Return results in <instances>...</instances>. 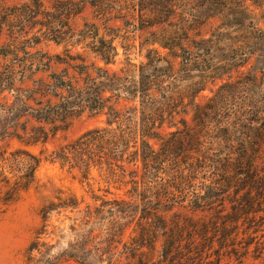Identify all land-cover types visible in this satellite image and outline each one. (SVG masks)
<instances>
[{
    "label": "trees",
    "instance_id": "trees-1",
    "mask_svg": "<svg viewBox=\"0 0 264 264\" xmlns=\"http://www.w3.org/2000/svg\"><path fill=\"white\" fill-rule=\"evenodd\" d=\"M206 1L222 17L209 36L200 33L205 20L189 13L193 0H30L7 16L22 19V32L38 26L36 42L22 39L30 47L74 38L95 60L66 49L54 71L59 55L0 54V90L12 95L0 97V140L44 144L80 114L103 115L102 125L47 157L83 180L96 169L108 185L135 184L128 199L99 205L80 208L74 195L44 202L26 264H264V30L246 0ZM85 3L103 34L96 22L73 29ZM111 20L148 30L144 60L132 61L134 38ZM19 38L12 32L9 47ZM31 72L47 74L23 85ZM40 155L0 147L1 203L35 182Z\"/></svg>",
    "mask_w": 264,
    "mask_h": 264
},
{
    "label": "rangeland",
    "instance_id": "rangeland-1",
    "mask_svg": "<svg viewBox=\"0 0 264 264\" xmlns=\"http://www.w3.org/2000/svg\"><path fill=\"white\" fill-rule=\"evenodd\" d=\"M30 0H0V54L7 53L10 58L11 54L17 53L18 56L24 55L23 51L33 52L34 56L40 57V53L47 55H59V58L53 57L52 69L54 71H60L65 64L59 63L62 58H65L66 49L71 52H83L88 59L95 60L92 55L85 51L82 44H76L73 39L61 42L59 44L39 38L38 43H33L30 47L28 42L22 41L23 38H30L36 42L35 35L37 33L38 26L33 27L31 24L26 29V32H22V19L20 18H8L7 16L14 11V7L20 6L22 3ZM46 6H49L51 0H40ZM231 1V0H230ZM249 8L253 11L251 13L253 23L257 24L264 30V0H246ZM197 5L200 7H197ZM206 0H193L194 9H189V13L192 16L205 20V23L200 27V33L204 36L209 34L219 26L221 23V14L211 12L207 10ZM94 8L89 3L84 4V8L71 20V25L75 32L82 28L84 22H96L99 25V33L103 34V22L99 18L94 17ZM233 17V16H232ZM107 26H120L122 32L124 30L129 31V37L134 38L136 48L132 49L130 57L135 63H139L140 60H144L143 56L139 55V44L143 38L149 37L147 29L137 30L131 25H124L122 21L111 20L107 23ZM21 35V40L14 42L13 47H9L11 43V33ZM25 35V36H22ZM38 40V39H37ZM120 40V39H119ZM13 43V42H12ZM13 49V50H11ZM121 50V48H119ZM144 53V50L142 51ZM25 56V55H24ZM17 61V60H16ZM123 62V56H119L117 63L110 66L113 69L119 68ZM5 59L0 55V88H5L1 83L5 82ZM19 74V73H18ZM47 73L31 72L28 73V79L23 82V85L31 86L33 80H37L40 77H45ZM15 84L20 86V77H16ZM223 79H215L208 83L205 90L200 92L197 96V101L204 102L206 97L211 96L213 90L223 81L227 79V74H223ZM1 89L0 97L6 100H11V92ZM124 100H121L118 104L122 107L126 104ZM104 116H92L88 113L80 114L71 119L67 127L58 131L54 136L49 138L44 144H37L35 146H26L16 140L8 141L7 139L0 140L1 149H6L7 152L14 151L17 148L28 149L34 154L40 155L41 162L35 171V182L27 189L17 194L14 199L6 204L0 202V264H26V248L32 240L35 231L41 225V218L39 215L40 206L48 200H56L57 197L64 198L68 195H74L78 200L82 201L80 208H83L86 203H95L99 205L100 199L122 197L129 198V194L132 188H135V184L127 183L119 186L116 184H106L102 177L99 175L96 169H92L90 178L83 180L77 171L69 170L67 166L61 167L58 162H54L49 159L48 154L57 147L66 144L78 136H80L86 130L95 126L102 125ZM1 165V161H0ZM4 174L10 177L9 168L5 167ZM83 180V181H82ZM132 192V191H131ZM2 195V194H1ZM97 198L96 201L94 199ZM55 218L53 217L52 221ZM264 225V224H263ZM130 229L127 231L129 233ZM63 264H80L75 261H67Z\"/></svg>",
    "mask_w": 264,
    "mask_h": 264
}]
</instances>
